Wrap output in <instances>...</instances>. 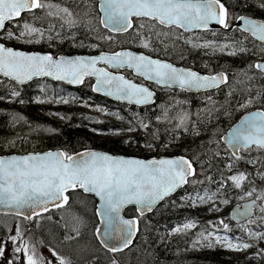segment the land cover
<instances>
[{
  "label": "trees",
  "instance_id": "1",
  "mask_svg": "<svg viewBox=\"0 0 264 264\" xmlns=\"http://www.w3.org/2000/svg\"><path fill=\"white\" fill-rule=\"evenodd\" d=\"M221 1L229 7L230 15L238 16L237 12L242 15L264 18V8L254 9L256 6L254 4L258 3L259 6L264 0ZM51 3L59 5L61 8L66 7L72 12V15L79 17L80 22L74 33L70 34L66 30V26L61 23L60 18L65 13L53 8L50 11H55V16L46 17L42 21L35 22L36 26L45 29H49V25L53 26L48 31L53 37L50 40V47L46 48L41 45L33 47V45L20 44L14 39L8 40L6 31L1 34L2 36L5 35V37L1 38L0 41L8 47L26 51H49L56 56L59 54L78 53L77 50H72V46L76 43V46L80 49L79 52L84 54L88 53L87 46L97 48L96 52H115L126 48L141 49L138 46L140 44L139 38L134 39V30L123 35H113L101 27L95 0H51ZM230 4L240 8L236 7V10L235 6L231 8ZM90 8L93 11L90 16L94 18V27L91 30L84 27L87 24L85 20L89 16L84 11L87 12ZM36 13L43 16L40 10H36ZM24 22L33 23L31 13L24 14L19 20L8 23L5 29L18 33ZM139 24L140 21L136 20L133 29L137 28ZM153 24L155 23L148 22L145 28L140 29L145 36L151 38V54L156 57L171 59L173 55L168 51V45L164 43L172 44L168 42L165 36L162 37L161 34L169 30H163L162 27L156 24L152 32H148V27ZM108 37H112V39H108ZM215 38L223 43L242 41V46L247 51L230 56L227 53L219 55L217 52L210 50L196 49L191 63H186V65L202 73L225 72L229 77V83L221 89L207 94H189L184 99L182 98L183 103L180 106L174 104L171 98L164 99L159 94L154 105L136 108L112 103L95 95L90 82H86L75 90L62 85H59L61 86L59 88H54L56 84H52V91L58 92L54 95L58 97L68 96L65 98H67L68 102L70 101L71 109L79 104H84L91 108L99 105L104 108L108 118L99 119L95 123L89 122L85 113H74L71 110L57 111L59 116L65 118L66 122L64 123L50 119L48 114L51 110L49 109L42 110L38 106L28 105L29 107L26 108L28 111H24L18 108V103L8 106L2 100L10 98L14 91L21 93V97L18 100H23L28 104L30 102L29 97L39 93L38 85L46 84L34 82L25 87H20L9 80H0V98H3L0 100V154L6 155L12 152L10 150H18L16 149L17 144L20 148L22 145L26 146L28 144L27 130H23L22 126L18 124L23 123V120H25L27 125H30V128L31 126L34 128L32 130H40L35 134L32 143L33 149L31 151L33 152L61 150L73 154L93 149L114 155L142 159L185 156L193 161L196 167V176L191 178L190 183L177 194L164 200L151 214L140 217L134 208L126 210V217H138L140 231L133 246L124 253L114 254V260L110 264H264V239L258 238L261 234H264V212L257 213L255 221L246 225L248 227L247 232H243L241 228L236 229L235 223L230 218V210H227L226 213L219 217L220 219L222 217L228 218L226 224H228L230 231L218 228L221 225L218 224V219L211 214L212 212H217L214 210L216 208L220 210L223 204L222 201L227 200L235 203L244 192L248 191L249 186H255L259 192L264 193V183H252L257 177V180L264 179V151L257 148L245 150L239 156L241 159L237 160L231 156V153L221 141L223 135L245 113L255 109L264 110V77L254 69L248 68V65L263 59L264 56L254 40L237 30L233 33L219 32L217 36L213 37V39ZM162 45L165 47L163 52L160 51L161 49L159 50ZM173 45L175 47H172ZM173 45L171 49L177 48L179 53V50H185V47L179 43H174ZM239 46L237 45V47ZM225 51L228 52L229 49H225ZM56 96L54 97L56 98ZM91 98L95 100V103H86ZM249 99L252 101L250 104L247 103ZM41 100L42 102L39 101L41 104L57 105L50 93H44ZM241 105H246V107H241ZM165 112H167L169 117L165 116ZM181 113L190 115V121L186 122L188 131H185L183 127L177 126L179 114ZM22 116H26L28 119ZM13 117H16V119L14 120ZM10 119L11 122L9 121ZM141 122L148 124L149 127L146 130L143 129L140 126ZM193 122L195 124L194 129ZM15 125L17 126L16 129ZM92 128H98L111 135L134 128L139 131V134L124 140H117L112 137L108 139L95 137L92 133ZM148 144L154 145V153L147 154L144 152L143 147ZM15 153L20 152L15 151ZM257 153H260L263 157L260 165ZM225 154L227 158L223 157ZM229 161H234V167L240 170L238 172L244 173L247 177L242 181L241 187H235L233 182L228 179V177L237 174L236 172H232L229 176L223 172ZM220 180H224L226 183L224 189H218L216 186ZM191 181H202V183H192ZM197 193L202 196L206 193L212 195L213 200L199 203L195 211L180 206L181 199L184 196L197 195ZM70 196L71 204L69 207L76 205L75 207L78 206L80 210L84 211L83 206L79 203L81 201L79 199L81 193H71ZM209 204L212 205L208 208ZM188 219L196 221L197 227L183 232L179 238L170 242L163 241L161 234L167 226ZM89 220L94 238V231L98 227L95 213L91 215ZM201 231H205L206 235L212 231L226 232L229 238H239L251 244L252 247L248 248L249 252L237 256L226 253L220 245H214L208 250H202L195 254H188L187 252L193 247V242L197 240L198 233ZM249 232L255 234L253 238L249 236ZM110 255V253L101 250L99 263H105Z\"/></svg>",
  "mask_w": 264,
  "mask_h": 264
},
{
  "label": "snow or ice",
  "instance_id": "2",
  "mask_svg": "<svg viewBox=\"0 0 264 264\" xmlns=\"http://www.w3.org/2000/svg\"><path fill=\"white\" fill-rule=\"evenodd\" d=\"M261 7L264 8V3ZM53 8L65 13L68 17L72 16L68 8L54 5L51 0H0V31H6L8 39L26 43H40L44 39L51 40L53 37L46 35V32L53 26L49 25V29H45L36 26L35 22L55 16L56 13L50 11ZM36 10H40L43 16L38 15ZM100 11L102 13L100 22L105 28L118 34L134 30V39L138 37L139 43L144 48L151 47V38L145 36L140 29L145 28L148 22L152 21L155 24L148 27V32H152L156 24L167 28L180 27L185 31L208 30L209 25L213 23L223 28L231 27L229 10L221 3V0H102ZM24 12L32 14L33 23L24 22L18 33L5 29L6 22L14 17H20ZM133 18L140 21L135 29H133ZM236 19L243 21L242 32L251 33L264 43V22H257L244 16L236 17ZM161 34L167 35L166 33ZM237 45L240 46L237 47ZM193 47L213 48L218 51L229 49L227 54L230 56L247 51L242 46V41L223 45L205 42L194 44ZM99 63L116 70L132 69L138 75L147 80H153L158 85L167 88L178 87L185 91L209 90L229 83V77L225 72L201 75L196 71L177 68L171 63L131 51L101 53L94 57L74 59L63 56L54 58L51 54H29L17 51L0 43V75L11 80L24 83L33 77L48 76L55 80H67L70 84H81L85 77H95L94 91H103L106 95H115L117 99L134 101L137 104H147L151 101L154 93L147 87L132 83L123 76L113 75L108 68H98ZM248 68L255 69L264 77V63L257 62L248 65ZM12 95L19 96V92L14 91ZM63 102L68 103L67 100ZM247 103H252L251 99ZM245 106L241 105V107ZM166 115L167 112H165ZM13 119L15 120L16 117ZM187 121H190V115L181 113L177 126L188 131ZM140 126L145 130L149 127L143 122ZM128 130L134 131L135 129L129 128ZM227 143L232 149V156L237 160L241 159L237 153L249 150L253 146L257 149H264V111L245 116L240 124L229 133ZM153 146L152 144L147 145V147ZM228 167L231 169L232 165L229 164ZM194 176H196V169L193 167V161L184 156L143 160L117 157L97 151L76 155L66 151H48L43 154L11 156L0 158V206L14 209V214L23 216L25 220H33L49 211L50 205L55 208L63 207L69 200L66 193L70 190L74 191L79 188L85 193H94L102 202V208L98 214L104 225L103 230L96 229V232L103 237L101 243L108 251L120 252L131 244L132 237L138 230L137 220L121 217L120 214L124 207L129 204L136 205L141 215L151 212L159 201L190 183L189 178ZM246 178L244 173L228 177L235 187H241L242 181ZM191 182L202 183V181ZM246 195L251 196L252 192ZM259 198L264 199V194ZM189 200L193 203H196V200L204 203L206 200H213V196L207 193L202 196L197 193L195 199L189 197ZM254 207L255 202L247 205L244 213L239 215L250 217ZM25 210L30 211L26 214ZM214 210L219 211L218 208ZM261 210L264 211V208ZM219 224L223 225L224 231L229 230L228 224H225L223 220H220ZM195 227L194 221L186 222L175 227L172 234ZM205 231L198 233L197 240L193 242V248L197 246L211 248L214 245H220L232 251H244L252 247L251 244L239 238L218 236L212 232L206 235ZM254 235L249 232L250 237ZM258 238L264 239V234ZM10 239L14 244L19 241V246H16L14 251L17 254L23 252L26 257L25 264H52V261H45L37 253L34 245L31 249L29 248L28 241L24 240L19 230L17 235ZM52 255L59 260V264H66L65 260L57 256L54 251ZM3 256L4 248L0 246V258ZM9 264L12 262L9 261Z\"/></svg>",
  "mask_w": 264,
  "mask_h": 264
},
{
  "label": "flooded vegetation",
  "instance_id": "3",
  "mask_svg": "<svg viewBox=\"0 0 264 264\" xmlns=\"http://www.w3.org/2000/svg\"><path fill=\"white\" fill-rule=\"evenodd\" d=\"M238 5V4H237ZM256 5V7H254L255 10L259 9L261 7V5L258 6V4H254V6ZM240 6V3H239ZM239 6H235L240 8ZM237 10V8H236ZM238 16H243L240 13H237ZM257 18V17H255ZM258 20L264 21V18H257ZM163 30H173L179 33V37H181L183 40H178L175 43H179L181 45H183L185 47V50H179L180 53L177 50V48H173L171 49L172 45H169L167 47L168 51L170 53H172L173 58L171 59H166L163 57H157L159 59H163V60H168V61H172V63H174L175 65L178 66H183V67H189L188 65H186V63L190 64L192 59H193V54L194 51L196 50L195 47H193V45L195 44V42L193 40H191L190 38L192 36L198 35L201 36V38L199 40H197L198 43H205V42H211L210 41V34L212 32H203V33H196V34H190V33H185L183 32L180 28H165L162 27ZM217 33V32H215ZM243 33V32H242ZM185 41V42H184ZM163 42V39H162ZM172 47H175L174 45ZM87 51L89 52H94V49L90 48V46H87ZM89 49V50H88ZM161 49V50H160ZM165 49V47L162 45L161 47H159V50L161 52H163ZM204 50H210V48H203ZM264 49V45L261 47V50ZM72 50H77L78 53H80V49H78V47L75 45L72 46ZM144 51L140 50V52H144L148 55H152L150 54L151 49H143ZM166 51V50H165ZM264 54V51H262ZM75 54V53H74ZM56 56V55H55ZM155 57V56H153ZM126 76H129V78H131L132 80L141 83V84H145L147 85L149 88H151L154 92L156 97L161 94L162 97L164 99H169L171 98L173 103L180 106L181 103H183L182 98L184 99V97H186L187 95L191 94V95H196L194 93H190V92H186L182 89H168L166 87L163 86H158L155 85L153 83L150 82H145L142 79L136 77L134 75L133 72L131 71H125ZM49 86V91L53 89L52 84H48ZM38 94L35 95H31L29 97L30 102L25 103L23 100H17L19 105L22 106V108L24 109V111H28L26 110L27 107H29L28 105L31 106H35L33 99H41L44 95V91L42 90V85H38ZM61 86H59V83H57L56 85H54V88H59ZM68 87V86H66ZM69 89L75 90L74 88L68 87ZM61 92V91H59ZM50 94H52V98H54V100L56 102L64 99L65 97L68 96H61L58 97L56 95H54L55 93H58L56 91H51L49 92ZM49 93H45V94H49ZM60 95H62L61 93H59ZM56 96V98L54 97ZM23 101V102H21ZM157 102V101H156ZM27 118L26 116H22ZM28 119V118H27ZM20 124V123H18ZM22 129L23 128H27L30 129V125H27V122L25 120H23V124H22ZM32 127V126H31ZM24 130V129H23ZM32 131V130H31ZM28 139V144L26 146H23L20 148V146L17 144V148L18 150H10L12 151L11 153H9L8 155L14 154L15 151L21 152V154H29L31 153V150L33 149V140H34V136L33 135H29ZM8 152V151H7ZM0 156H4V154H0ZM64 211V209L62 208H58L55 210H52L50 212H47L45 214H42L40 217H36L33 220H25L22 216H18L15 214H2L0 213V246H2L4 248V256L3 258H0V264H9V261L12 262V264H25V260L26 257L24 256L23 252L17 254L15 253L14 249L16 246H19V241H17L16 244H14L12 242V240L10 239L13 236L17 235L18 230L23 234V238L24 240L28 241V245L29 248L31 249V246L34 245L36 247L37 253L42 256L45 261H52V264H59V260L54 257L52 255V252L54 251L57 256H59L60 258H63L65 260V262L69 261L70 263H74V261H76V259L79 258V256L76 255V253L73 251L74 247L78 248L80 247V249H84L86 253L84 252L83 255L80 257L81 261H78L76 264H97V260L99 261V252L105 251L103 250L100 245L99 242L96 240L95 238V232H94V242H89V240L87 241H75L73 240L74 237H70L66 234V222H65V217L62 214ZM3 218H8V219H13L16 222L13 223L12 225L6 223L3 221ZM50 218V219H49ZM77 236V235H76ZM83 247V248H82ZM113 254H111L112 259L114 258L112 256ZM89 257V258H88ZM82 262V263H80ZM75 264V263H74Z\"/></svg>",
  "mask_w": 264,
  "mask_h": 264
},
{
  "label": "rangeland",
  "instance_id": "4",
  "mask_svg": "<svg viewBox=\"0 0 264 264\" xmlns=\"http://www.w3.org/2000/svg\"><path fill=\"white\" fill-rule=\"evenodd\" d=\"M234 4H230V7L231 8H234ZM256 7V6H255ZM85 14L87 13L89 16L87 17V20H85V22L87 24L84 25V27H86V29H93L94 27V18H92L90 16V14L93 12L92 9L90 8V10H88L87 12L84 11ZM61 20V23L64 24L65 26L68 25L67 27H69L68 29H72V28H76L80 22V19L79 17H77L76 15H72L71 17H68L66 14L62 15V17L60 18ZM75 22V23H74ZM66 29V30H68ZM166 33L167 35H163L162 34V37H166V39L168 40V42H171V44L173 45L175 42H177L178 40H183L181 37H179V34L176 33V32H173V35H171L170 33L167 32H164ZM46 35H50L49 33L46 32ZM201 38V36H198V35H195V36H192L190 39L193 40L195 42V44H202V43H198L197 40H199ZM8 39V38H7ZM10 40V39H8ZM20 43H23V44H29V45H33V47H36V46H44V47H50V40L48 39H44L42 40L40 43H26V42H23V41H19V40H16ZM60 42H62L61 40H59ZM165 45H170L168 43H164ZM139 47L141 46V44L138 45ZM142 49H146L148 50V48H144L141 46ZM94 49H97V48H94ZM196 49H203L202 47H196ZM213 49V48H212ZM42 90L45 92V93H49V89H46V87L42 86L41 87ZM68 101V100H67ZM4 103L8 106H13L15 105V103L13 101H4ZM70 102L68 103H63V102H58L56 106H53V107H58L59 109H65L66 108V105L68 106ZM51 106H45V107H40L42 109H47ZM246 107V106H245ZM19 109H23L21 106H18ZM81 111H83L82 109H80ZM48 117L52 120H55V121H58V119H61L60 117H56L53 115H48ZM57 118V120H56ZM11 122V119L9 120ZM9 122V123H10ZM62 122V121H61ZM65 123V122H64ZM23 123H20L19 125L22 126ZM18 125V124H17ZM18 125V126H19ZM15 129L17 128V126L15 125L14 126ZM23 127V126H22ZM24 130L26 129L27 132H26V136L29 138V135H33L34 138H35V134H37L38 132L37 131H40L39 129L37 130H32L34 128H30V129H27V128H23ZM32 130V131H31ZM95 137H101V138H107L105 137L103 134H100V133H96L94 132L93 134ZM25 136V137H26ZM12 145H14V143H12ZM226 156V154H225ZM257 156L258 158L260 159V162H259V165L261 164L262 160H263V157L260 153H257ZM232 165L231 169H229L228 165L229 163L227 164V167L224 169L225 173H230L233 169H234V163H230ZM254 167V166H253ZM238 175V174H237ZM258 179V177H257ZM254 179L252 181V183H264V179ZM224 182H221L219 181L217 183V186L220 187V188H224ZM252 189H255V191H252ZM248 192H252V195L251 196H248L246 195V193ZM264 194V193H261V191L259 192L255 186H249V189L248 191L244 192V194L236 201V203H233V202H229L227 200V203H224V201H222V207L220 208L219 211L217 212H212L211 214L214 215L217 219H218V224H219V221L220 220H223L224 223L226 224L227 223V217H222V219H220V215H222L223 213H226L227 210L231 209L232 207H234L235 205H243L247 200L249 199H257L260 204L257 208V212H264L262 211L261 209L264 208V199H260L259 197ZM197 195L195 194H190L189 196L186 197V200L183 199V205L184 206H187L188 205H191L192 204H199L201 203L199 200H196V203H193L191 200H189V197H192L193 199L196 198ZM79 199H81V201H79V203L83 206V210L82 211V214L80 213V210L79 207H75L76 205H72V207L76 208H70V209H66L63 211V215L65 217V222H66V225H67V228H66V234L70 237H74L73 240L75 241H87L89 240V242H94V238H93V233H92V229H91V223L89 219H91V215H94V212H95V202L92 198L90 197H85V196H82L80 197ZM186 204V205H185ZM214 204V203H212ZM208 205L207 207H211V205ZM232 206V207H231ZM78 209V210H77ZM84 214V215H83ZM256 219V218H255ZM255 219H252V221H255ZM3 221L12 225L13 223H15L16 221L13 220V219H8V218H3ZM186 223V222H185ZM182 225V223H181ZM220 225V224H219ZM220 229L223 230V225H221L220 227H218ZM241 228L243 231H248V227H246L245 225L241 226V225H237L236 226V229H239ZM174 229L173 226L171 227H168L164 230L163 234H162V239L163 240H166L167 242L170 241L171 239H173L174 237L177 236L178 233H174L172 234V230ZM230 231V230H228ZM170 234V235H169ZM77 235V236H76ZM215 235H218V236H227L229 237L228 234H226V232H222L221 234H215ZM166 236V237H165ZM254 236H252L251 238H253ZM221 243H223V241H221ZM83 248V247H82ZM199 248V249H198ZM196 247V248H191L187 253L188 254H194L196 252H199L202 251V250H208V248H203V247ZM224 248V251L230 255H233V256H236V254H239V253H245V251L247 252V250H244L243 251H232V250H229L227 249L226 247H223ZM198 249V250H197ZM73 251L76 253L77 256H79L78 259H76V261H74V263L76 264L78 261H81L80 257L83 255L84 252H86L84 249H80V247L76 248L74 247ZM86 253H89V252H86ZM100 253V252H99ZM89 258V257H88ZM100 258V256H99ZM104 259L106 260L105 256H104ZM97 260V264H100L98 259ZM114 259H112L111 255L110 257L107 258L106 262L105 263H101V264H110V262H112ZM74 263H70L69 261L66 262V264H74ZM82 263V262H80Z\"/></svg>",
  "mask_w": 264,
  "mask_h": 264
},
{
  "label": "water",
  "instance_id": "5",
  "mask_svg": "<svg viewBox=\"0 0 264 264\" xmlns=\"http://www.w3.org/2000/svg\"><path fill=\"white\" fill-rule=\"evenodd\" d=\"M97 1V3H98V10H99V13H100V17H102V13H101V11H100V4H101V2H102V0H96ZM25 13V12H24ZM23 14V13H22ZM19 17H14L12 20H16V19H18ZM246 18H248V17H246ZM133 19H135V18H133ZM248 19H252V18H248ZM11 20V21H12ZM253 20H255V19H253ZM257 22H264V21H260V20H256ZM9 22V21H8ZM8 22H6V23H8ZM102 26H103V28H105L104 27V25L102 24ZM243 21H241V20H237L236 21V23L233 25V27L231 28V29H228V31H230V30H232L233 28H239V29H242L243 28ZM175 27V26H174ZM177 28H180V27H177ZM106 30H108L109 31V29H107V28H105ZM182 29V28H181ZM215 29H223V27L222 26H220V25H217V24H215V23H213V24H210L209 25V29L208 30H215ZM183 31H185L184 29H182ZM208 30H201V29H193V30H191V31H185V32H200V31H208ZM1 32V31H0ZM111 32V31H110ZM111 33H114V32H111ZM114 34H118V33H114ZM122 34H124V33H122ZM248 34H250L251 35V33H248ZM251 36H253V35H251ZM255 39H257L255 36H253ZM258 40V39H257ZM259 41V40H258ZM261 42V41H260ZM6 47V46H5ZM13 49V48H12ZM14 50H17V49H14ZM17 51H21V50H17ZM121 51H131V50H121ZM24 52V51H23ZM118 52H120V51H118ZM131 52H133V53H135V54H140V53H136V52H134V51H131ZM25 53H29V54H34V53H38V54H47V53H40V52H25ZM105 54H113V53H105ZM98 55H100V54H95V55H63V57H66V58H76V57H94V56H98ZM59 57H61V56H59ZM59 57H57V58H59ZM154 59V58H153ZM164 62H166V61H164ZM169 63V62H168ZM260 63H264V61L263 62H260ZM174 67H177V68H183V67H178V66H175V65H173ZM97 67L98 68H108V66L107 65H105V64H103V63H99V64H97ZM110 69H112V68H110ZM124 69H128V68H123V69H119V70H124ZM183 69H187V68H183ZM129 70H132V69H129ZM190 70H192V69H190ZM134 71V70H133ZM192 71H194V70H192ZM134 73H135V75L136 76H138V77H141V78H143V79H145L143 76H140V75H138L135 71H134ZM112 74L113 75H117V76H123L126 80H128V81H130V82H132V83H135V82H133V81H131V80H129V79H127L123 74H121V73H114V72H112ZM201 75H205V74H201ZM0 78H5V79H8V80H10V81H12V82H14V83H16V84H19V85H26V84H28V83H30V82H32V81H34V80H41V79H46V80H51V81H54V82H60V83H64V84H67V85H70V86H72V87H77V86H80V85H82L83 83H81V84H70L67 80H55L54 78H52V77H48V76H39V77H33L31 80H28V81H25L24 83H20V82H18V81H15V80H11L10 78H8V77H5V76H3V75H0ZM88 79H90V80H93L94 81V85H93V89L96 87V78L95 77H85V79H84V81H86V80H88ZM147 80V79H146ZM83 81V82H84ZM147 81H149V82H153V83H155V84H157L155 81H153V80H147ZM135 84H137V83H135ZM137 85H139V86H143V85H140V84H137ZM225 85V84H224ZM161 86H163V85H161ZM223 85H221L220 87H222ZM143 87H145V86H143ZM163 87H165V86H163ZM219 87V88H220ZM172 88H178V87H172ZM215 89H218V88H214V89H209V90H200V91H195V90H192L191 92H204V91H210V90H215ZM94 91V90H93ZM149 91H151L150 89H149ZM96 94H98V95H100V96H102V97H105V98H108V99H110V100H112V101H115V102H119V103H125V104H130V105H136V106H148V105H152V104H154L155 103V94L153 95V97L151 98V101L149 102V103H147V104H137V103H135L134 101H129V100H122V99H117L116 98V96L115 95H106L103 91H100V92H98V91H94ZM152 92V91H151ZM257 111H262V110H254V111H252V112H250V113H255V112H257ZM250 113H248V114H246V115H244L240 120H239V122L236 124V125H234L223 137H222V141L227 145V147L230 149V151L232 152V149H231V147H230V145L227 143V138H228V136H229V133L237 126V125H239L240 124V122L244 119V117L245 116H247V115H249ZM253 147H255V146H253ZM88 151H94V150H85V151H81V152H79V153H84V152H88ZM53 152H55V151H53ZM97 152H99V151H97ZM44 153H46V152H44ZM101 153H104V152H101ZM240 153V152H239ZM239 153H237V155H239ZM37 154H43V153H37ZM76 154H78V153H76ZM76 154H73V155H76ZM106 154H108V153H106ZM109 155H111V154H109ZM13 156H23V155H13ZM112 156H116V155H112ZM8 157H11V156H5V157H0V158H8ZM117 157H120V156H117ZM122 157H125V158H134V157H126V156H122ZM175 157H180V156H167V157H162V158H175ZM139 159V158H138ZM160 159V158H159ZM194 167V166H193ZM191 178V177H190ZM186 186V184L185 185H183L181 188H183V187H185ZM181 188H179V189H177L174 193H172L170 196H167V197H165L164 199H166V198H169V197H171V196H173L176 192H178ZM77 189H79V188H77ZM79 190H81L83 193H85L82 189H79ZM71 191H73V190H70V191H68L66 194H68L69 192H71ZM85 194H87V195H91V196H93L96 200H97V210H96V215H97V218H98V221H99V223H100V226H99V228L98 229H101V230H103L104 229V225L101 223V216L98 214L99 213V211H100V209L102 208V202L100 201V198L98 197V196H96L94 193H85ZM163 199V200H164ZM163 200H161V201H159L155 206H154V208H153V210L151 211V212H146V213H144V214H140V212L138 211V208H137V206L136 205H132V204H129V205H127V206H125L124 207V209L121 211V217L123 218V219H128V220H137L138 221V225H137V228H138V230L137 231H135V233H134V235H133V237H132V242H131V244L127 247V248H125L123 251H125V250H127V249H129V248H131L132 246H133V244H134V242H135V240H136V238H137V235H138V233H139V228H140V223H139V220H138V218H126L125 217V211L128 209V208H131V207H134V208H136L137 209V213H138V215H140V216H144V215H147V214H150V213H152L153 211H154V209L163 201ZM253 202H255V207H256V205H257V202L256 201H254V200H251V201H248V202H246L242 207H235L233 210H232V212H231V217H232V219L235 221V222H237V223H241V222H244V221H246V220H248V219H250L253 215H254V213H255V207L252 209V212H251V214H250V217L249 216H244V215H239L240 213H244V211H245V207L247 206V205H250V204H253ZM67 204V203H66ZM66 204H64V206L66 205ZM49 208H50V210H52V209H55V207H52L51 205L49 206ZM14 209H8V208H4L3 206H0V212L1 213H13L14 214ZM28 211H30V210H25V213L27 214L28 213ZM44 213H46V212H44ZM96 237H97V239H98V241H99V243L101 244V246L103 247V248H105V249H107L105 246H104V244H102L101 243V239H103V237L102 236H99L97 233H96ZM110 244L112 243V242H109ZM108 250V249H107ZM123 251H120V252H123Z\"/></svg>",
  "mask_w": 264,
  "mask_h": 264
},
{
  "label": "bare ground",
  "instance_id": "6",
  "mask_svg": "<svg viewBox=\"0 0 264 264\" xmlns=\"http://www.w3.org/2000/svg\"><path fill=\"white\" fill-rule=\"evenodd\" d=\"M257 1V0H256ZM259 1H261V0H259ZM258 1V2H259ZM262 3H264V2H262ZM261 3V4H262ZM256 4H258V3H256ZM261 4H259V5H261ZM56 5V4H55ZM251 5V4H250ZM67 6V5H66ZM55 12V11H54ZM75 23V22H74ZM62 26V25H61ZM66 26H68V25H66ZM60 31V30H59ZM65 32V31H64ZM64 34V33H63ZM65 40V39H64ZM185 42V41H184ZM58 44V43H57ZM77 44V43H76ZM24 48V47H23ZM177 51V50H176ZM59 53V52H58ZM171 54V53H170ZM173 58V57H172ZM168 59V58H167ZM172 62V61H171ZM80 97V96H79ZM35 99V98H34ZM86 100V99H85ZM83 101V100H82ZM70 102V101H69ZM254 102V101H253ZM256 104V103H255ZM43 110V109H42ZM71 112V111H70ZM46 114V113H45ZM198 114V113H197ZM193 115V114H192ZM199 115V114H198ZM168 116V115H167ZM54 117V116H53ZM165 117V116H164ZM169 117V116H168ZM57 119V118H56ZM65 119V118H64ZM186 205V204H185ZM232 207V206H231ZM170 235V234H169ZM166 237V236H165ZM198 250V249H197Z\"/></svg>",
  "mask_w": 264,
  "mask_h": 264
}]
</instances>
